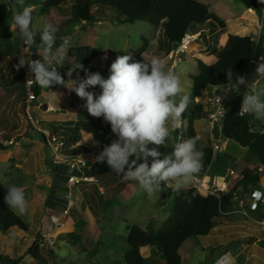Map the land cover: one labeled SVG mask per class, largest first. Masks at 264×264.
Returning <instances> with one entry per match:
<instances>
[{"label": "rangeland", "instance_id": "374dc122", "mask_svg": "<svg viewBox=\"0 0 264 264\" xmlns=\"http://www.w3.org/2000/svg\"><path fill=\"white\" fill-rule=\"evenodd\" d=\"M38 1L39 0H22V4H20L17 3V0H0V141L6 143L8 140L14 139V144L10 145L8 150L0 151V190L8 189L12 185L23 187L28 201V213L26 215H18L25 223H28L31 230L34 231L33 234L42 230L48 234L51 229L56 230L55 225L57 224L54 222L52 223V219L45 222L47 219L46 216L50 213L46 208L47 206L52 205L54 207V204L57 203L58 205L54 207L53 211L56 213L55 215L57 218H60L63 215L64 208L67 207L68 202H72L73 207L71 209L78 206L81 207L79 202L83 199V194L81 192L82 189H87L88 191V193L85 192L87 194L84 196V207L96 202V199L89 188H84L91 183H80L74 187H70L71 185L68 184L65 179L68 168L65 165H51V161L54 163L53 154L44 143L37 139L33 140L34 142L32 143L21 141L22 138L27 136L28 131L33 128L24 114L22 103V80L20 79L14 82V84L12 83L15 75H18L19 72L16 71L14 65L18 64V57L22 56L21 40L16 34V29L13 27L12 10L10 7L6 8V6L10 3H15L16 10L21 11L23 5H31L33 2L36 4ZM43 1L48 4V12H44L45 14L37 17L38 20H36L35 23H32V28L37 33V47L33 46V51L35 53L41 50L39 43L40 33L46 25L53 24L58 27V34L70 37L69 43L64 52L66 57L63 65L64 68H68L66 56L68 48L82 45L90 46L101 50V53L95 57L94 62L95 65L99 67V73L106 79L109 75V68L106 64L107 51L114 50L126 52L128 50H136L142 45L143 39H147L150 46L147 48V60H151L152 57L157 56L172 68L171 65L173 64V59L170 58V53L174 55L177 50L173 45L168 46L165 42L159 43L158 28H155L151 24L142 21L119 24V14L115 10L101 8L97 10L98 16L95 20L86 22L87 30H78V25L66 24L71 18V9L74 0ZM197 1L207 4L211 12L224 20L226 22L225 29H228L230 34L232 33V30L235 29L233 26L251 27V31L250 28L247 31L249 33L251 32L250 34L247 33L249 35H257L259 33L252 30V26H250L252 25V19L249 20L242 15L245 11V6L242 0ZM94 9L95 8H93V10ZM262 16L264 18L263 13ZM99 22L101 24L95 26V24H98ZM4 30L10 32L8 37L1 34ZM220 33L222 32H219V34ZM209 35L211 36L210 39L206 37L205 40L211 41L213 36L211 34ZM182 43L186 46L185 41ZM187 46L188 49H185L180 53V61H177V64L172 69L180 76L183 87L182 94H188L190 96V104L188 106L190 109L194 106L191 75H195L198 72L196 61L191 57L194 58L199 52H201L203 46L202 40L196 39V41H193L190 44L188 43ZM214 47L216 48L217 46H214V44L211 45V49ZM248 49L249 52L247 55L255 53V46L253 43L252 45H248ZM28 50L30 51V48H28ZM203 54L206 55L205 53ZM174 57H176V54ZM246 58V55H243L242 60L245 62ZM40 59H42V57ZM256 59L258 60V58ZM85 69L89 70V68ZM59 71L66 80L65 85L70 87V80H68L69 77L67 76L69 70L62 71V68H60ZM244 71V65L242 66L241 64H238L235 76L237 74H244ZM79 75L83 77L84 71L79 73ZM73 76L76 77V73H73L72 75V79H75ZM251 84V88H256L257 90L264 88V78H260L255 84ZM36 86L40 96L38 97V101L32 105L31 112L34 119L37 120L40 127L53 132V134L57 136L65 135L67 137L69 134H65L67 133L66 129L71 126L70 124H76L74 113L78 107L75 106L76 103L71 100L73 99L72 96L74 92H70L66 87L59 85L54 86L51 89L43 88L38 83H36ZM206 90L208 89L203 90V92ZM100 91L99 88L96 90V93L99 94ZM53 92L61 93L62 95L58 98ZM262 99H264V97H262ZM48 101L56 106V112H45L38 107L40 103H46ZM83 105L84 102H82V105L80 106L82 107ZM207 115L208 110L204 108L202 118H206ZM81 117L85 116L82 115ZM246 117L253 118L248 114H246ZM95 120H99L102 126L111 129L110 125L104 123L102 118H95ZM195 125L201 139L206 141V137L209 136L207 125L211 126L207 119H196ZM174 133L175 130L171 134L172 138L167 140L164 146L159 147L161 159H163L165 155H170L173 152ZM70 137L71 134L66 138V141H64V147L61 148V151L72 145L73 142ZM223 139L225 140V138ZM81 141L80 152L84 155L82 158L88 163L84 172L86 174L95 175L92 176V182H96L101 193L105 195V181H107L105 178L107 177L108 179L111 174L107 173L106 175L98 173L104 168L103 166L107 165L106 162H95V157L100 154L99 143L95 142L90 135H84ZM149 164H151V158H149ZM50 166L54 172H57L58 176L52 173L49 169ZM108 169L109 171L111 170L110 168ZM110 172L112 173L113 171L111 170ZM50 173H52V175ZM61 175L63 176L60 177ZM50 179H53V182L55 181V183L56 180H60L64 183L57 182L56 186L58 188L55 189L53 188L54 186L51 187L52 182ZM120 187H123V193L119 196L120 200H117L118 202H114V200L108 201V204L106 205H109L111 211L104 216V218H101V213L94 217L90 210L84 208L85 213L83 218L86 219L85 222H87L88 225L85 233L77 230L78 234L82 237L78 242L81 247L74 248V251H72L69 249L70 244H68V246L63 245L61 249H57L54 254L50 251L52 250L50 247V250L49 248L47 250L46 248L41 250L47 257L49 264H122L121 261L124 260L122 254L128 248L124 239L127 234V225H132L138 230L146 231L147 224L152 222L153 228L158 230L163 221L170 215L175 195L178 192L173 189L169 193L162 190L161 192L149 194L140 187L137 181L134 180L122 182ZM252 192L253 189H248L247 197L251 196ZM68 193L69 195H67ZM77 194H79V197ZM163 194H165V196H163ZM76 198H79L80 201H77ZM63 199L65 203L61 201ZM262 212L263 211L260 210L258 214L262 215ZM43 221L45 222L44 228L46 229L42 228ZM52 224L53 228H49ZM60 224L62 223L60 222ZM40 226L42 229H39ZM16 231H18V229L13 230L14 233ZM14 233H11V235H8V233H1L0 235V252L3 254L8 253L6 255L11 253L14 256L12 258L22 256V251L26 248L24 246L31 242L29 241V236H27L31 232L24 235L26 236L25 238L18 237L17 234L19 232H17L16 235H14ZM98 238L101 239L99 244H97ZM234 238H236V236L233 237V239ZM11 241L14 244H11ZM57 241L61 243V239H58ZM51 242L52 240L45 241L47 246L52 244ZM73 243L75 242L73 241ZM79 244L77 245L79 246ZM206 244L205 238L202 237H192L187 239L179 250V253L182 256V264H217V261L214 262L216 258H211L215 252L212 251L214 245L210 243L211 246L209 247ZM231 245L233 244H228V246ZM55 247L56 246H52V248ZM256 248L257 253H261V256L258 254L257 257L262 261V259H264V246L259 243ZM111 251H114V253ZM153 251V249L149 248L143 250V257H149ZM243 255L244 256L240 257L241 260L244 258L246 259L245 254ZM252 255H254L253 252H251L250 258L254 262L256 255ZM157 260L159 261V264H164L159 257H157ZM24 261V264H40L30 256H26ZM123 264H125V260ZM237 264L249 263L238 261Z\"/></svg>", "mask_w": 264, "mask_h": 264}, {"label": "trees", "instance_id": "16d2710c", "mask_svg": "<svg viewBox=\"0 0 264 264\" xmlns=\"http://www.w3.org/2000/svg\"><path fill=\"white\" fill-rule=\"evenodd\" d=\"M242 1L247 9L262 12L259 0ZM25 6H22V10ZM33 6L32 15L34 20L48 12V4L43 0H39L36 4L33 2ZM93 8L95 9L93 10ZM101 8L115 10L119 14V24L134 23L136 21L151 24L160 31L159 43L165 42L168 46L173 45L176 50L180 47L187 34H199V36L205 37L206 30L219 33L223 32L226 28V22L224 20L211 12L207 4L197 0H74L71 9V18L66 24L78 25L82 21L88 22L95 20L98 16L97 10ZM1 34L8 37L10 32L4 30ZM56 35L57 40L54 50L55 47H59L63 43L62 38L65 37L58 33ZM205 41L207 42V40ZM213 42L217 43V38H214ZM223 42L225 40L222 39L221 44ZM252 43L256 44V55L252 53L249 55L248 65L244 71L249 84H251L255 78H259L255 71L256 64L264 61V32L256 40L250 36L229 34L226 44L220 50L217 62L208 65L200 59L195 60L198 72L195 75H191L194 106L190 109L187 108L183 113L182 126L180 129L175 130L173 137H176L180 132L185 139L197 137L194 123L196 119H202L204 106L201 103H195V99L201 96L205 89L218 88L219 90L226 86L228 84L226 73L229 70L233 72L232 80L234 82L240 57L249 52L248 45ZM147 47L148 40L143 39L142 45L136 50H128L126 52L108 50V68H110L111 64L119 55L132 54L134 60L142 61L143 58L147 60L144 57ZM100 53V49L86 45L68 48L66 54L68 62L67 70L75 71L79 63H81L84 65V68H91L93 71L98 72L99 67L95 65L94 60ZM253 55L255 56V62L250 63V58ZM256 56L257 58H261L257 60ZM31 58H38V56L28 55L27 61ZM20 71L21 69L18 75H15L12 83L14 84V82L21 79V84L23 85L22 93H24V76ZM77 71L79 73L83 72L79 69L75 72L77 73ZM95 89H89V91ZM34 91L37 97H39L40 94L37 86L34 87ZM245 91L246 88L241 87L240 93L227 103L221 121L222 134L224 138L235 141L240 147L249 149L257 157L260 165L264 167V133L252 131L246 115L239 114L243 93ZM66 130L67 133L65 134H69L68 136L71 134L70 138L74 144L81 131L91 135L93 140L99 143V153L103 151L105 145L110 144L113 139H116L114 134L111 133V129L102 126L95 119L78 121L75 126H70ZM68 136L62 135L60 137H62L63 141H66ZM8 147L0 141V150L8 149ZM197 148L204 153V166L199 173L201 174L211 165L213 149L211 146L201 147L199 140ZM71 152H73L71 154H80L77 146L72 148ZM259 179L260 173L258 169L247 168L243 170L241 175L227 191H217L216 194L203 195L198 192L192 183L186 189L178 191L175 195L170 215L163 221L158 230L153 228L152 222L147 224L146 231L138 230L132 225H127V234L124 239L128 248L122 254L125 264H159L157 257L164 264H182V256L179 253V249L183 246L184 242L192 237L208 236L218 224L217 218L222 213L229 212L234 207L236 202L235 197H238L240 194H247V190L255 187L259 183ZM92 188L97 197V202L91 209L94 210L96 207L104 218L111 211L109 205H106L109 200L104 198L103 193L100 192L96 183L92 184ZM162 190L169 193L173 190V186L167 190L163 186ZM6 192L7 189L0 190V233H6L14 226L25 232L28 231V226L22 218L4 203ZM113 200L114 202H118L115 197ZM74 210L72 214H74L75 230L70 235L74 242H79L81 236L77 230L82 231V226L77 223L78 217H75L77 211L75 208ZM240 240L236 239L230 242V244H235ZM42 242L41 234L37 232L35 240L22 256L12 258L8 255L0 254V264H24L23 259L25 256H30L40 264H49L47 257L41 251L43 248L47 250V247L40 246ZM260 244L264 246V241H261ZM148 248L154 251L149 257L145 258L143 257L142 251Z\"/></svg>", "mask_w": 264, "mask_h": 264}, {"label": "clouds", "instance_id": "9594fccd", "mask_svg": "<svg viewBox=\"0 0 264 264\" xmlns=\"http://www.w3.org/2000/svg\"><path fill=\"white\" fill-rule=\"evenodd\" d=\"M259 2L264 3V0ZM17 3L22 4V0H17ZM8 7L12 10L17 36L25 47L31 48L36 44L37 36L32 28L33 9L23 7L22 11H17L15 3H10ZM58 30L53 24L46 25L40 33L41 50L35 53L42 59L26 61L23 56L18 57L19 62L14 65L16 71L27 66V82L34 81L50 89L57 85L66 87L85 101L83 107L90 116L102 118L104 123L110 125L116 139L103 147V151L95 157V162H106L116 176L121 177V182L137 181L149 194L161 192L163 186L170 182H173L175 191L186 189L204 166V153L197 148L199 137L181 139L174 143V151L163 159L159 151V147L172 138V132L181 128L183 113L190 104V96L182 94L179 74L160 57L137 61L132 54H124L116 57L106 79L99 72L86 70L79 63L77 69L84 71V76L81 77L77 71L76 78L72 79L74 71L69 70L68 87L59 69L64 65V52L70 37L62 38L63 43L54 50ZM255 71L258 77L264 78V61L256 64ZM226 75L230 87L225 88L223 96L218 98L219 103L221 99L229 98L228 93H237L244 87L246 91L243 93L239 114L251 115L253 120L249 121L250 124L264 121V88H251L245 74H237L234 82L231 70ZM97 86L101 90L99 94L89 91ZM53 93L58 98L62 95ZM251 130L259 131L258 128ZM4 203L20 215L28 213V201L23 187L10 186ZM227 255L217 260V264H222Z\"/></svg>", "mask_w": 264, "mask_h": 264}, {"label": "crops", "instance_id": "0c3cea01", "mask_svg": "<svg viewBox=\"0 0 264 264\" xmlns=\"http://www.w3.org/2000/svg\"><path fill=\"white\" fill-rule=\"evenodd\" d=\"M26 4H28V3H26ZM25 7H31L32 9L34 8L33 3H31V5H26ZM261 8H262V12H256L253 9H247L245 7V11L242 13V15H244L249 20L252 19V25H250V26H252V30L259 32L257 35H249L251 32L249 33L247 31L249 30V28L251 31V27H245V26L244 27L243 26H233L235 29L232 30L231 34H236V35L239 34L240 36H250L252 39L256 40L258 38V36L264 32V18L262 16V13L264 14V3H261ZM36 20H38V19L36 18L33 21V23H35ZM100 24L101 23L99 22L98 24H95V26H99ZM77 28H78V30L79 29L80 30L81 29L87 30V23L82 21L80 24H78ZM159 32L160 31L158 29V35H159ZM247 33H249V34H247ZM209 34H211L213 36V38L211 39V41L206 42L205 38L207 37L210 39V37H211ZM229 34L230 33H229L228 29H225V31H223L220 34L218 32H215V31L210 32L209 30H206L205 31V37L199 36V34H195L194 36L196 38L194 40H192L191 42L196 41V39H201L203 46H202L201 52H199L194 58L193 57H191V58L194 61L196 59H200L208 65L214 64L219 59L220 50L226 44V41H227ZM214 38H217V43L213 42ZM222 39L225 40V42H223V44H221ZM39 43L41 46L40 40H39ZM213 44H214V46H217V47L216 48L214 47L211 49V45H213ZM36 45L37 44H35L33 46L37 47ZM33 46L30 48L31 55H35V52L33 51ZM254 46L256 47V44H254ZM149 47L150 46H149V42H148L147 48H149ZM35 49H37V48H35ZM147 50L144 53V57L146 59H147V55H146ZM203 53H205L206 55H204ZM252 54H255V53H252ZM245 55L247 57L246 61L244 62L242 60V57H243V55H242L240 57V60L238 63V64H241L242 66L244 65V70H246V68H247L248 57H250L247 54H245ZM38 58H41V56H38ZM260 58L261 57H258V59H260ZM106 64L108 65V61ZM66 70H67V68L63 67L62 71H66ZM89 70L92 71L93 73H95V71H93L91 68H89ZM73 73H76V72L74 71ZM73 78H76V77L73 76ZM258 79H260V77L255 78L253 80L252 84H255ZM97 89H99L98 86L95 90H92V91L96 92ZM248 90L250 91L251 88H249ZM72 97H73V99H71V100L74 101L76 103L75 106L78 107V109H76V111L74 113L76 124L78 121H81V120L95 119L94 117H92L88 114L87 110L83 106L82 107L80 106V105H82V102L85 103V101H83L79 97H77L76 94L74 95V93H73ZM46 103L51 104L49 101ZM46 103H43V104H46ZM57 104H58V102H57ZM54 107H56V106H54ZM82 115H84L85 117H81ZM203 119L204 118H202V120ZM247 119L249 121L253 120V118H247ZM97 122L100 124L99 120ZM195 122H196V120H195ZM70 125L75 126V125H73V123ZM250 125H251V128H258L259 129V131H254V132L264 133V121H254V123H252ZM104 127H106V126H104ZM194 127L196 130L197 137H199V145L201 147H205V146L213 147L214 144H217L220 146V151L218 153H215L213 156L211 165L209 167V172L207 175V178L210 179L209 185L211 187H215L217 189H219V187H222L221 189L222 190L224 189V191H226V189L224 188L223 185L228 184L227 189H229L234 184L236 179L241 175L243 170H245L247 168L258 169V171L260 173L259 183L255 187L251 188V189H253L251 196L247 197L248 193L245 195L240 194L238 196L239 199L236 200L234 207L229 212L222 213L217 218L218 224L214 227V229L210 232V234L206 237H202V238H205V242L207 243L206 244L207 246L210 247L211 246L210 243H212L214 245L212 251H215V252L211 256V258H216L214 260V262H216L221 257H225L226 254H228L226 259L222 262V264H237L238 261H241L242 263L248 262L249 264H264V259H262V261H260V258L257 257L258 254L261 256V253H259V252L257 253V248H256L257 244H259L261 241H264V167H262L260 165V162L257 159V157L249 149L240 147L235 141H233L231 139L225 138V140H224L223 139L224 136L222 134V129H221L222 127H220L219 125H212V126L207 125L209 136L206 137V139H207L206 141L201 139L195 123H194ZM45 130H47V129H45ZM47 131L50 133H53L49 130H47ZM84 135L89 136L88 134H85L84 132L81 131L79 133V136H77V141L75 142V144L72 143L71 146H68L62 152H65L67 154H71V153H73V152H71V149L74 148L75 146H77L78 150H80V146H81L80 143L82 142L81 139H83ZM35 139L44 143L42 135L37 133L34 129H32V130L28 131L27 136L22 138L21 141L22 142L24 141L25 143H32V142H34L33 140H35ZM3 144L6 145L5 143H3ZM5 150H8V149H5ZM0 151H2V150H0ZM80 154H82V152H80ZM49 161H51V160H49ZM53 162H54V159H53ZM53 164H55V163H52V161H51V165H53ZM59 165H63V164H59ZM56 166H58V165H56ZM103 167L104 168L98 173H102V174H106V175H107V173H110L112 175V177H114V178H112L111 175H109L108 179H107V177L105 178V180H107V181L104 180L106 183L105 184L106 193H105V195L103 194L104 198H106V200L110 201V200H113V198L115 197L119 201L120 200L119 196L121 195V193H123L122 192L123 187H120L122 184L121 178L116 176V174L114 172L111 173L110 172L111 170L109 171V169H108L109 168L108 165L103 166ZM49 169L52 171L53 174L58 176L57 172L56 171L54 172L52 170L51 166L49 167ZM85 169L86 168H84V170ZM84 170H83V172H84ZM107 171H109V172H107ZM231 171L234 172L233 175H230ZM52 173H50V174L52 175ZM68 173L69 172L67 170L66 177H65L66 182H67ZM87 175L95 176L92 174H87ZM62 176L63 175H61L60 177H62ZM50 180L52 182L51 187L54 186L53 188H55V189L58 188L56 186L57 182L64 183V182H61L60 180H56V183H55V181L53 182V179H50ZM95 183L92 182L90 185L85 186L84 188H89L91 190V192L94 194V197H95L96 202H97V197H96V195L93 191V188H92V184H95ZM72 186L74 187L75 185H71L70 187H72ZM81 192L83 194L82 195L83 199L80 201L79 198H76L77 201H80L79 203H80L81 207L78 206L75 208L77 211L75 213V217L76 216L78 217L79 220L77 219V223H79L80 226H82L81 227L82 232L85 233L87 230L86 228H87L88 224H87V222H85L86 219L83 218L84 213H85L84 208H86L87 210H90L91 214L94 217H95V215L98 216L99 213H101V212L96 207L94 208V210L91 209V207L94 204H96V202L91 203L90 205H86V207H84V200H85L84 196L88 193V191H87V189L86 190L82 189ZM85 192H87V193H85ZM79 194L81 195L80 192H79ZM79 194H77V196ZM67 195H69V193ZM61 201L65 203L64 199ZM254 201L257 202V206H255V208H253V205H252V203ZM79 203H78V205H79ZM54 205L57 206L58 204L55 203ZM54 207L52 205L46 207L50 211L51 214L49 213V215L46 216L47 219L45 220V222L50 221L52 219V223L54 222L55 224H57V225H55L56 230L51 229L48 232V234L43 230L38 231V232H40L42 240H44V241H46V239L52 240V244L47 246V249L49 247L52 249V250H50V248H49L50 251L55 252L57 249H61V247L63 245L68 246V244H70L69 249L74 251V248H79V247H81V245L78 242L73 243L74 240L72 239V237L70 235V233L73 232L74 228H75L74 227V220H73L74 214H72V213H74L75 210L71 209L73 207L72 202H70V204L68 202L67 207L64 208V210L68 211V214H63L60 218L59 217L57 218V216L55 215L56 213L53 211ZM260 210L263 211L262 215L258 214ZM101 218H103L102 214H101ZM83 221H84V224H83ZM45 222L44 221L42 222V224H43L42 228L45 227V225H44ZM60 222L62 224H60ZM26 224L28 226V231H26V232L19 229L16 226L11 227L6 232V233H8V235H11V233H14L13 232L14 229H18V231H16L14 233V235H16L17 232H19L17 234V236L18 237L20 236V238H25L26 236H24V235L31 232L27 235V236H29V241H31V242H29L28 245L24 246L26 248L22 251L23 254L25 253L27 248L33 243V241L35 240V236L37 234V232L35 234H33L34 231L31 230L28 223H26ZM52 226H53V224L49 228H51ZM42 228L40 226L39 229H42ZM44 229H46V228H44ZM0 235H1V233H0ZM235 236H236V238L233 239V237H235ZM58 239H61V243H59L57 241ZM236 239H241L239 241L240 243L237 242V244H233L231 246L225 247L226 244H228V243H230ZM100 241H101V239L98 238L97 244H99ZM209 241H210V243H209ZM11 244H14V243L11 241ZM77 244H79V246ZM52 246H56V247L52 248ZM111 252L114 253V251H111ZM251 252H253V254H254L252 256L256 255L254 258L255 259L254 262L250 258ZM211 253H213V252H211ZM0 254H3V253L0 252ZM6 254H8V253H6ZM243 254H245L246 259L244 258L243 260H241L240 257L244 256ZM8 256L14 257L11 253H9ZM44 256H45V254H44ZM15 258H18V257H15ZM23 262H25L24 259H23ZM121 263L123 264L124 260L121 261Z\"/></svg>", "mask_w": 264, "mask_h": 264}, {"label": "built area", "instance_id": "2783aa9c", "mask_svg": "<svg viewBox=\"0 0 264 264\" xmlns=\"http://www.w3.org/2000/svg\"><path fill=\"white\" fill-rule=\"evenodd\" d=\"M192 38L191 40H194L196 37L190 35ZM185 39H183L182 42H184ZM184 44L182 43L180 45V47L178 48L176 54H171L170 53V58H172L173 60V64L171 65L172 68H174V66L177 64V61H180V53H182L185 48H184ZM21 55L25 58V60L27 61V56H31V52L28 50V47H25L22 44L21 41ZM35 60V59H40V58H31L30 60ZM250 63H254L255 62V56L253 55L250 58ZM29 60V61H30ZM23 76H24V93H23V109H24V114L26 116V118L28 119V122H30L32 128L39 134H41L43 136V140H44V144L49 148V150L52 152L53 154V159H54V163L56 165L59 164H63L65 165L68 170H69V174L67 176V183L70 185H77L80 183H92L93 181V177L91 175H87L83 172L84 168L87 167V161L82 158L84 155L83 154H67L65 152L61 151V148L64 147V141L62 139V137L57 136L53 133L48 132L47 130H45L44 128L40 127L37 120L34 119L33 115H32V105L38 101V97L34 91V87L36 86V82L31 81V82H27L28 78H29V69L27 66H24L21 68L20 71ZM34 79V76L32 77ZM230 87L229 84H227L226 86L222 87L221 89L218 90V88H211L207 91L202 92L201 96L196 98V103H201L204 108L206 110H208V115L206 118L208 123L212 126L214 124H218L221 127V121L222 118L224 116L225 110H226V105L229 101H231L234 97H236L240 91L241 88L239 90V92H230L228 93L229 98L228 99H221L220 103H221V107L220 103H219V97L223 96V91L225 90V88ZM43 103L39 104V108L41 109ZM46 112H56V108L49 104L46 103V108L45 110ZM246 115V114H244ZM181 139H185L182 136V133H178L176 137H173V141L174 143L179 142ZM7 146L13 145L14 144V139H10L8 141H6L5 143ZM213 156L215 153H218L220 151V146L217 144H214L213 147ZM209 172V168L206 169L203 173L197 175V177L195 178V180L192 182V185L198 190V192H200L203 195H207V194H216L217 191H224V189L222 190V187H219V189L215 188V187H211L209 185V178H207ZM79 173V174H78ZM234 172L231 171L230 175H233ZM172 183L170 182L169 184L164 185V188L167 190L169 188L172 187ZM224 188L226 189V191L228 190V184L223 185ZM238 197H235V200H238ZM253 208H255V206H257V202L254 201L252 203ZM63 214H68L67 210H64ZM46 240H51V239H46ZM52 243V242H51ZM40 246H45L47 247V244L45 243V241L43 240L42 244Z\"/></svg>", "mask_w": 264, "mask_h": 264}, {"label": "bare ground", "instance_id": "6f19581e", "mask_svg": "<svg viewBox=\"0 0 264 264\" xmlns=\"http://www.w3.org/2000/svg\"><path fill=\"white\" fill-rule=\"evenodd\" d=\"M191 36L190 35H186V37H185V43H186V46L184 47L186 50L188 49V46H187V44L189 43H191ZM69 204H70V202H69Z\"/></svg>", "mask_w": 264, "mask_h": 264}, {"label": "water", "instance_id": "95a60500", "mask_svg": "<svg viewBox=\"0 0 264 264\" xmlns=\"http://www.w3.org/2000/svg\"><path fill=\"white\" fill-rule=\"evenodd\" d=\"M41 108H42L43 110H45V108H46V104H43ZM163 196H165V195L163 194Z\"/></svg>", "mask_w": 264, "mask_h": 264}]
</instances>
